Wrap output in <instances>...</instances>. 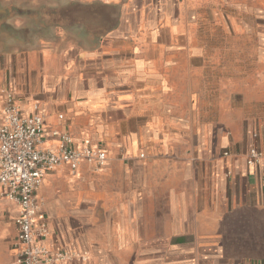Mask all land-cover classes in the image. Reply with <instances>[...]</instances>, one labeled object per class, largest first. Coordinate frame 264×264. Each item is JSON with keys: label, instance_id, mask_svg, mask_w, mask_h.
I'll list each match as a JSON object with an SVG mask.
<instances>
[{"label": "crops", "instance_id": "crops-1", "mask_svg": "<svg viewBox=\"0 0 264 264\" xmlns=\"http://www.w3.org/2000/svg\"><path fill=\"white\" fill-rule=\"evenodd\" d=\"M194 1H36L47 30L29 41L3 0L0 112L12 91L25 115L39 105L44 146L60 129L107 151L101 167L56 166L36 192V220L49 229L41 242L74 256L62 264H264V161L247 162L252 147L264 153V0L236 12L206 7L208 22ZM183 76L190 133L185 119H168ZM172 145L190 146L158 174L171 196L154 214L150 166L155 173L163 158L148 148ZM19 210L0 197V264H14Z\"/></svg>", "mask_w": 264, "mask_h": 264}, {"label": "built area", "instance_id": "built-area-1", "mask_svg": "<svg viewBox=\"0 0 264 264\" xmlns=\"http://www.w3.org/2000/svg\"><path fill=\"white\" fill-rule=\"evenodd\" d=\"M45 132L39 105L34 106L32 114L25 115L13 92L7 91L0 112V197L16 202L20 209L15 220L14 264H62L74 257L66 250L51 249L41 242L49 229L47 223L36 220L40 210L36 192L45 174L56 166L69 164L77 168L88 162L101 167L107 161L104 148L93 146L88 138L77 146L73 135L65 130H50L55 143L44 146ZM261 161L264 153L252 147L247 162Z\"/></svg>", "mask_w": 264, "mask_h": 264}, {"label": "rangeland", "instance_id": "rangeland-1", "mask_svg": "<svg viewBox=\"0 0 264 264\" xmlns=\"http://www.w3.org/2000/svg\"><path fill=\"white\" fill-rule=\"evenodd\" d=\"M36 1H38V3H42L39 7H36ZM47 3H51L48 5H52L55 4L57 6H62V0H8L7 3H5V6L8 9V12L6 14V17L8 20H13V21H20L22 24L21 26H23L21 34L23 36V38L25 40H31L32 36L34 35V28L39 30V33L42 32V30L46 31L47 30V22L46 20H44V18L42 16H36L33 15V9H46V5ZM194 5H196L199 8H202V13L203 15H201V19L202 22H208V19L206 15H204L206 13V7H208L209 9H229L231 12H236V11H232V9H235V7H241L242 4H247V8L249 7H255L256 6V1L255 0H230V2L224 3V4H219V1L216 0L215 3H213L211 0H197L193 2ZM243 4V5H244ZM245 6V5H244ZM242 6V7H244ZM3 7V0H0V8ZM21 7V8H20ZM19 8L22 10L19 13ZM12 9V10H10ZM211 11V10H210ZM251 11V10H250ZM250 13H248L247 15V20L248 22H254L255 18L253 15H249ZM238 14H236V18H238ZM221 22H223V17L220 18ZM7 32L12 34L14 33L12 27L9 26V24L7 25ZM159 54H162L161 52ZM172 54V53H170ZM174 54V53H173ZM178 54V53H176ZM168 55V53H167ZM183 56L185 57H189L190 55V49H186L183 51L182 53ZM183 67V71L184 72H189V68H190V63H189V59H184L183 63L181 65ZM176 83H178V85H180V88L177 89L176 95L173 97L174 99L177 100L178 103V110L176 113L171 112L168 113V119H173L172 116H176V117H181L182 119H185L186 122H182V126H181V130L184 129V131L189 132L190 130L187 128H185L186 125H189L190 123V117H196V114L191 113L190 111V106H189V83L190 80L188 79H183L176 80ZM206 114V113H205ZM203 112L199 113V120L202 121L203 119ZM185 123V125H184ZM181 124V123H180ZM190 145H172L171 147L169 146L167 149H154L153 147L148 148V152L149 153H155L156 155H160L163 159L162 160H157L155 162H153L152 164H154V169H155V173H152L153 171V167L150 166V174H153L152 177V181H151V188H152V192H151V197H152V203H151V207H150V211L152 213L155 214V211H159L160 207H158V201L162 200V199H167L170 200V196L171 193L168 192H163V191H159L158 187H159V179L161 178L162 175H158L159 173H162L163 170H167L169 171L170 166L174 167V162L171 161V157H175V155H177L178 153L182 154V156H184L186 147H189ZM177 147V148H176ZM146 149V148H145ZM160 150L162 151L160 154ZM146 151V150H145ZM148 154V153H146ZM145 154V157L147 156ZM154 155V154H153ZM164 155H166L164 158ZM145 159V158H143ZM72 167V166H70ZM148 167V166H147ZM73 168V167H72ZM157 171V172H156ZM170 182L171 183H179L178 181H180V177L176 176L175 174H173L172 176L169 177ZM156 202V204H155ZM163 205H165V203H162ZM162 208V207H161ZM97 210V209H96ZM107 209H105V211H100V214H104V212H106ZM168 210V209H167ZM108 211V210H107ZM106 214V213H105ZM109 214V213H108ZM125 260V256L123 257ZM138 258V259H137ZM142 257H136V261L137 262H141Z\"/></svg>", "mask_w": 264, "mask_h": 264}]
</instances>
